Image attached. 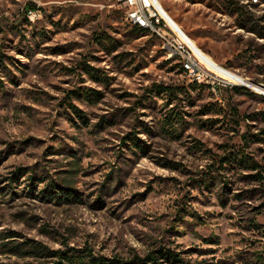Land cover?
Wrapping results in <instances>:
<instances>
[{"label":"rangeland","instance_id":"374dc122","mask_svg":"<svg viewBox=\"0 0 264 264\" xmlns=\"http://www.w3.org/2000/svg\"><path fill=\"white\" fill-rule=\"evenodd\" d=\"M158 1L217 66L263 84L264 0ZM123 7L0 0V245L264 264V183L251 178L264 175V95L187 76L168 52L178 38L134 30ZM52 182L78 199H42ZM5 251L0 264L56 260Z\"/></svg>","mask_w":264,"mask_h":264},{"label":"trees","instance_id":"16d2710c","mask_svg":"<svg viewBox=\"0 0 264 264\" xmlns=\"http://www.w3.org/2000/svg\"><path fill=\"white\" fill-rule=\"evenodd\" d=\"M252 6H255V5H252ZM133 28L134 30H137L138 32L148 31V30H145L139 27V25L134 26ZM88 69L89 71L87 72L93 78H97V75H95V73L93 74L90 72L93 69L87 67L86 70ZM156 92H163L170 97L176 96L174 91L168 90L166 87L160 88L158 86V90ZM183 123H184L183 117L179 113L173 115V117H167L166 119H164V123H163V125L168 127L166 134L174 136L176 134L175 132L177 131L176 127H179V125ZM174 124L176 125L175 127H174ZM134 145L138 147L135 143ZM222 161L225 163H232L233 161L235 162L234 158H232L231 156L223 159ZM243 162L247 163V161L240 159V164ZM251 166H252L251 167L252 169L258 168V166L254 163ZM18 174L17 172H15L13 174L14 176L9 177V179L7 180H11L12 182H14L15 177ZM251 178L253 179L256 178L262 183H264V175H261V173H257L256 175L251 176ZM40 194L42 195V199H45V200L46 199L50 200L51 198H54L55 200L57 201L60 200L61 202H71V201H76L78 199V195L75 191L66 187V185L64 184L57 185L54 182H52V184H47L46 187L40 192ZM45 194H47V196ZM48 196L50 198H48ZM2 239H4V237L1 238V240ZM23 247H25L23 244H18L14 242H10V243L6 242L0 245V250L4 248L7 250L5 252L19 254L24 257L31 256V257L37 258L40 256L45 257L48 255L49 256L54 255L56 260L53 262V264H190L189 261H185V259H183L174 250H171L163 246H160L157 249H153L147 252L142 257L134 254L132 257H129V258H121L118 256L105 257L102 255H96L93 253L91 249L87 247L82 248V249L67 248L63 251H57V252H50L39 243L38 244L32 243L31 246L27 249H24Z\"/></svg>","mask_w":264,"mask_h":264},{"label":"built area","instance_id":"2783aa9c","mask_svg":"<svg viewBox=\"0 0 264 264\" xmlns=\"http://www.w3.org/2000/svg\"><path fill=\"white\" fill-rule=\"evenodd\" d=\"M254 1L256 5L261 4V0ZM118 2L124 6L125 15H130V20L135 25L150 26V33L162 32V38H165L168 31L175 35L166 26L164 21L156 16L154 8L155 2L153 0H118ZM168 52L170 56H177L179 58L183 71L187 76L195 80H209L212 85L221 82V79H219L220 76L208 69L180 40L179 43L169 44ZM259 86L264 87V82L263 84H259Z\"/></svg>","mask_w":264,"mask_h":264},{"label":"bare ground","instance_id":"6f19581e","mask_svg":"<svg viewBox=\"0 0 264 264\" xmlns=\"http://www.w3.org/2000/svg\"><path fill=\"white\" fill-rule=\"evenodd\" d=\"M251 5H256L254 0H248ZM155 2V14L159 19L163 20L166 26L175 33V35L179 38L182 44L188 47L191 52L211 71L215 72L218 75H221L236 84H240L244 87L250 88L252 90L257 91L259 94L264 95V87H257L250 82L246 81L242 77L230 72L220 66H217L208 56H206L202 50L197 46V44L192 41L179 27V24L173 20V18L169 15L167 10L160 4L158 0H153ZM130 18V15H129ZM141 27H149L147 25H139ZM262 84V83H261Z\"/></svg>","mask_w":264,"mask_h":264}]
</instances>
